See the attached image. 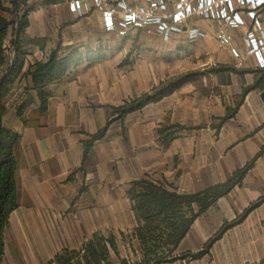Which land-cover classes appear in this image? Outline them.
Wrapping results in <instances>:
<instances>
[{"label":"crops","instance_id":"0c3cea01","mask_svg":"<svg viewBox=\"0 0 264 264\" xmlns=\"http://www.w3.org/2000/svg\"><path fill=\"white\" fill-rule=\"evenodd\" d=\"M53 1L55 0H27V3L39 7L36 8L35 12L33 11L29 18V33L27 27L25 37L43 41L44 47L43 50L36 46L28 48V57L23 72H27L34 62L44 61L48 53L59 45L63 49L78 48L81 52L100 50L105 53L106 58L89 68L82 66L76 70V73L51 85L49 87L51 97L45 111L39 109L38 98L36 93L30 89L28 78H19L6 97L2 123L4 127L19 135L15 147L18 207L11 213L4 231L5 253L2 264L7 261L6 254L9 244L12 245L13 257L7 264H45L60 249L68 248L72 244L82 245L95 233L104 235L112 233L117 241L116 234L118 232L123 233L130 228L132 231L138 226L137 216L132 210L131 202L127 196L130 183L139 179L165 183L145 175L133 177L128 181L126 189L120 192L123 198L121 204L117 200L103 206L100 176L95 177V173L86 175L80 170L83 160V142L92 136L89 135L88 138L84 139L81 132H94V118L99 115L95 114L89 105L88 108L84 109L67 110L65 103L80 102L90 97L95 98L93 100L96 101L97 99L100 100V91L96 92V90L100 88L105 76L96 73L95 69L105 67L115 52L126 51L128 44H134L138 36H147V38L157 40L163 45L173 43L177 49L182 48L179 43L189 42L186 36L184 34L179 37L174 36L168 41H164L155 32L146 35L145 32L134 29H129L125 35H120L118 31L105 30L101 15L94 8H91L83 17H78L69 11L68 4L71 0H57V3H53ZM125 1L130 6L142 4V0ZM103 2L113 5L118 0H103ZM256 18L264 30V11L257 14ZM245 22L251 26L253 21L245 18ZM193 25L207 33L205 39L193 42L197 48H202L201 51L207 55V64H217L219 65L217 68L232 67L238 70L240 63L243 70L238 71H246L243 74H234L225 70L218 73L210 71L221 81L220 84L226 85L225 81L228 80L226 76L234 75L240 79L242 91L253 86L262 69L258 67L252 56L244 53L243 31L235 30L232 32V46L240 54L242 60V62H236L237 59L234 58L229 48L220 46L214 39L213 25L204 21H194ZM30 29L31 32L34 31V35L30 33ZM228 64H232V66ZM191 84V82L184 84L159 103L178 96H184V99L182 98L184 102L189 100L185 94L192 93L196 89ZM262 91H264V80L258 88L248 92L243 97L242 102L248 104L251 95H253L255 102H257V108L259 107L261 110L264 108V102L260 99ZM54 100L57 102L56 105H54ZM181 103L175 102L171 107L172 110L174 111ZM82 116H86L87 119L80 118ZM223 117L225 115L221 118ZM221 118L220 125L215 126V128L222 127L229 120L221 124ZM182 128L184 129L177 133L176 138L167 147L161 146L158 141L162 150H166L177 142L181 131L188 129ZM78 132H80L79 135ZM86 178L93 180L94 187L84 188ZM190 181L192 184L189 187L193 189L182 192L175 189L176 192L182 194L196 193L208 186L224 182H212L201 186L200 184L204 183L201 178L193 177ZM106 193L108 198H112L116 191L109 190ZM226 197L220 199L205 214L195 220L190 231L179 244L176 255L200 250L216 234L219 229L212 236L208 235V230L214 223L221 221L218 215L220 210L218 209L221 206V210L225 209L224 206H227V203H220L225 201ZM226 211L232 212L229 206ZM129 221L131 225L127 224ZM221 225L222 223H219L217 227ZM225 235L224 233L220 241H224ZM224 247L223 255L215 256L213 253L214 245H211L209 255L201 260L176 261L171 264H250L249 261L243 259V257L246 258L245 254H242L243 257H231L233 252L229 246ZM262 261L261 263L264 264Z\"/></svg>","mask_w":264,"mask_h":264},{"label":"rangeland","instance_id":"374dc122","mask_svg":"<svg viewBox=\"0 0 264 264\" xmlns=\"http://www.w3.org/2000/svg\"><path fill=\"white\" fill-rule=\"evenodd\" d=\"M3 1L5 7L16 12L14 15L0 12L2 17L11 22L18 20L24 13H27L29 22L33 11L39 7L27 3V0ZM33 32L30 29V33ZM150 39L138 36L134 44H128L126 51L115 52L105 67L95 69L96 73L105 76L96 90L100 91V100L90 97L80 102L65 103L67 110L84 109L89 105L99 115L94 118V132H81L84 139L97 133L109 122L105 138L94 144L82 172L100 176L102 201L103 206H106L111 201L122 203L120 192L126 189L133 177L145 175L162 180L182 192L193 189L189 187L193 177L204 181L201 186L222 182L234 171L252 163L253 167L241 186L236 187L220 203H227L225 209L216 207L220 210L218 215L221 221L214 223L208 230V235L212 236L224 224L238 220L246 210L252 208V204L264 198V108H257L255 97L251 95L249 103L242 102L234 117L222 127L215 128L220 125V118L229 114L240 100L243 92L240 79L229 75L226 76V85L220 84L215 74L210 73L211 69L219 65L207 64V55L193 43L181 42L179 46L182 48L177 49L173 43L163 45ZM238 61L242 62L241 59ZM239 68L243 70L241 66ZM185 74H197L191 82L195 91L185 94L189 100L184 102V96L172 97L131 114L124 121L112 116L111 108L149 92L161 82ZM53 102L57 104L55 100ZM175 102L182 103L173 111L171 107ZM80 118L87 119L86 116ZM174 124L188 129L181 131L177 142L162 150L158 143V130ZM90 186L94 187L93 180L86 178L84 188ZM109 190L116 191L114 197H107L106 191ZM228 206L232 212L226 211ZM219 223L222 225L217 227ZM127 224L131 225L130 221ZM130 229L116 234L119 256L111 255L114 264H118L119 259H126L129 264L140 259V246L133 234L136 228ZM225 234L223 242L220 239L213 244L215 256L223 255L224 246L228 245L233 252L231 257H243L242 254H245L246 258L243 259L250 264H262L264 203L252 208L241 223L228 229ZM80 246L72 244L64 249L78 250ZM6 256L5 264L13 257L11 244Z\"/></svg>","mask_w":264,"mask_h":264},{"label":"trees","instance_id":"16d2710c","mask_svg":"<svg viewBox=\"0 0 264 264\" xmlns=\"http://www.w3.org/2000/svg\"><path fill=\"white\" fill-rule=\"evenodd\" d=\"M57 2V0L53 1V3ZM0 12L9 15L16 13L5 7L3 0H0ZM26 17L27 13H24L18 20L11 22L0 15V264H2L5 253L4 231L11 213L18 207L15 147L19 135L4 127L2 123L6 97L19 78H28L30 89L36 93L38 98L39 109L45 111L51 97L49 91L51 85L76 73V70L82 66L89 68L106 58L105 53L100 50L81 52L78 48L63 49L59 45L48 53L44 61L34 62L27 72H23L28 57V48L36 46L43 50L44 47L43 41L25 37L28 27ZM221 70L234 74L246 73V71L240 72L232 67L211 69L210 71L218 73ZM196 76L197 74H185L161 82L149 92L125 101L119 107L111 108L112 116L124 121L127 116L141 112L149 105L161 102L184 84L194 81ZM262 80H264V69L261 70L254 85L243 90L235 108L221 118V124L234 117L238 107L242 104L243 97L258 88ZM107 125L83 142V160L80 170H83L94 143L105 137ZM182 129L184 128L177 125L159 129L161 146L167 147ZM252 167V163L246 164L241 169L234 171L226 181L190 194L177 193L171 185L148 179L132 181L127 196L131 202L132 210L137 216L138 226L133 234L138 240L141 255L139 261L133 264L192 262L209 255L211 245L220 240L228 229L241 223L252 208L264 203V198H260L258 202L252 204V208L246 210L238 220L224 224L200 250L187 251L178 255L175 253L195 220L205 214L220 199L228 196L236 187L241 186ZM112 254L119 256L115 236L112 233L107 235L95 233L78 250L62 249L45 264H114L111 260ZM118 264L129 263L126 259H119Z\"/></svg>","mask_w":264,"mask_h":264},{"label":"built area","instance_id":"2783aa9c","mask_svg":"<svg viewBox=\"0 0 264 264\" xmlns=\"http://www.w3.org/2000/svg\"><path fill=\"white\" fill-rule=\"evenodd\" d=\"M68 8L78 17L94 8L107 31H118L120 35L129 29L146 35L155 32L164 41L183 34L191 43L205 39L207 33L193 25L194 21H204L214 26V39L228 47L236 59L240 54L232 46V32L242 30L246 54L264 69V30L256 18L264 11V0H142L138 6H130L125 0L113 5L103 0H71ZM245 18L253 21L251 26Z\"/></svg>","mask_w":264,"mask_h":264},{"label":"water","instance_id":"95a60500","mask_svg":"<svg viewBox=\"0 0 264 264\" xmlns=\"http://www.w3.org/2000/svg\"><path fill=\"white\" fill-rule=\"evenodd\" d=\"M260 99L262 100V102H264V91L261 92Z\"/></svg>","mask_w":264,"mask_h":264}]
</instances>
